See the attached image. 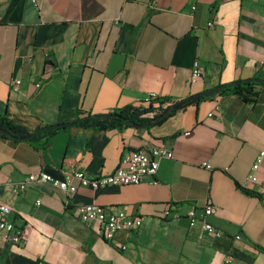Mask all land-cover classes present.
<instances>
[{"label": "crops", "instance_id": "1", "mask_svg": "<svg viewBox=\"0 0 264 264\" xmlns=\"http://www.w3.org/2000/svg\"><path fill=\"white\" fill-rule=\"evenodd\" d=\"M196 61L202 77L191 84ZM253 78L264 81V0H0V114L30 133L147 108L152 94L168 106ZM257 90L256 103L215 94L148 128L56 129L44 149L0 136V203L23 231L20 245L0 246V264H264V183L247 182L264 151V85ZM158 146L173 159L138 185L66 193L35 183L19 196L8 186L40 173L94 179ZM88 204L143 226L106 240L79 218ZM208 204L221 238L163 217L169 206L186 214Z\"/></svg>", "mask_w": 264, "mask_h": 264}, {"label": "built area", "instance_id": "2", "mask_svg": "<svg viewBox=\"0 0 264 264\" xmlns=\"http://www.w3.org/2000/svg\"><path fill=\"white\" fill-rule=\"evenodd\" d=\"M213 22L209 23L212 28ZM202 77L200 64L196 61L191 72V84H194ZM22 85L21 80L12 83L14 92H19ZM40 85H37L39 87ZM158 101L155 94L150 95L144 104L149 107ZM158 106V105H155ZM155 113L146 114V117H154ZM173 159L172 151L165 146L153 147L150 149L132 150L121 159L120 166L113 172L100 177L89 179L82 172H75L66 176L63 180L52 177L47 173L32 174L25 180L13 183L8 186L14 195L19 196L35 183H50L54 187L66 193H76L79 186H90L93 189L108 186H128L138 185L148 177H155L159 171L162 160ZM205 167L210 168L206 163ZM74 180L78 184H74ZM247 182L251 184L264 183V151L258 153L251 171L247 176ZM40 202H38L39 204ZM14 209L6 204L0 203V246H18L23 242V231L10 220ZM216 213V208L208 204L203 208L192 206L186 214H182L178 209L169 206L163 214L165 219L173 220L186 219L190 228L199 227L202 232L214 238H221L223 233L219 231L208 219ZM78 216L86 224L98 223L99 230L106 240H113L119 233L131 232L143 226L141 217L130 216L126 211L109 212L107 209L95 204H88L79 207ZM237 240L241 238L236 237Z\"/></svg>", "mask_w": 264, "mask_h": 264}, {"label": "trees", "instance_id": "3", "mask_svg": "<svg viewBox=\"0 0 264 264\" xmlns=\"http://www.w3.org/2000/svg\"><path fill=\"white\" fill-rule=\"evenodd\" d=\"M255 79L256 78L249 80H240L242 82L239 84H233L234 82L226 84V88L217 94L220 96L235 95L247 103H256L259 97V92L257 90V87L263 86L264 83H258ZM206 98L207 97H204L201 100H205ZM170 100L171 99H162V100L158 99L157 102H155L154 104L150 105L147 108H139V107L119 108L107 113V115L104 116L90 114L84 117L85 120L80 122L77 126L83 129H93L96 131H109V130L121 131L124 128H129L133 126H143L151 122H154L157 119L164 116L165 114H167L172 104L168 106H165V104L170 103ZM196 102L198 101H191L185 104L180 109L174 111L173 113L168 114L167 117L163 119L161 122L171 117L173 114H175L177 111L181 110L182 108ZM149 113H155L154 117L151 118L145 116L146 114ZM0 128L11 133L13 136L17 138H25L44 129V128H39L35 132L30 133L26 128L15 124L13 121L7 118L6 115H1V114H0ZM56 132L57 130L54 129L46 133H43L40 136H38L36 139L32 140L30 143L37 145V147L39 148L44 149L47 145L46 144L47 142L45 143L43 142L49 137L53 136ZM0 136L2 138L7 139V137L4 135H0ZM242 191L249 195H255L254 192H251L247 189L242 188Z\"/></svg>", "mask_w": 264, "mask_h": 264}, {"label": "water", "instance_id": "4", "mask_svg": "<svg viewBox=\"0 0 264 264\" xmlns=\"http://www.w3.org/2000/svg\"><path fill=\"white\" fill-rule=\"evenodd\" d=\"M255 80L258 83H264V81L261 80V79H255ZM241 82L242 81H235L233 84H239ZM225 88H226V85H222V86H219V87H217L215 89H211V90L205 91L203 93H199V94H195V95H192L190 97H187V98L175 103L174 105H172L167 114H165L164 116H162L161 118L157 119L156 121H154L152 123H149V124H147V125H145L143 127L144 128H148V127L154 126V125L158 124L159 122H161L163 119H165L168 114L173 113L174 111L180 109L185 104H187V103H189L191 101H199V100H201L204 97H209V96L215 95V94L221 92ZM104 115H107V114H101L99 116H104ZM83 120H85V118H81V119H78V120H75V121H72V122H69V123L48 126V127H45L44 129H42L41 131H38V132H36V133H34V134H32V135H30L28 137H25V138H17L15 136H13L11 133L3 130L2 128H0V134L6 136L8 138H11L13 140L31 142L32 140L36 139L38 136H40L43 133H46V132L54 130V129L55 130L56 129H64V128L76 126L80 122H82Z\"/></svg>", "mask_w": 264, "mask_h": 264}]
</instances>
